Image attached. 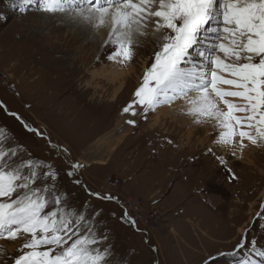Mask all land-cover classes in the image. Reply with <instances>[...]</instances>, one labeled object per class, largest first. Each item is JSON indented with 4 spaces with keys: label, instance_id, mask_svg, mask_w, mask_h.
I'll return each mask as SVG.
<instances>
[{
    "label": "rangeland",
    "instance_id": "374dc122",
    "mask_svg": "<svg viewBox=\"0 0 264 264\" xmlns=\"http://www.w3.org/2000/svg\"><path fill=\"white\" fill-rule=\"evenodd\" d=\"M11 2L0 0V148L19 149L13 160L30 156L51 164L69 204L87 213L102 210L96 227L108 234L102 247L111 245L112 264L261 259L263 143L249 166L214 143L218 130L211 124L183 114L179 100L148 113L136 107V116L124 113L153 62L154 46L140 43L122 65L103 45L107 29L45 12L42 0L23 12ZM73 164L81 165L79 185L66 175ZM110 177L121 181L112 186ZM89 190L115 198L97 199ZM124 200L136 202V223L123 214ZM22 242L0 239V264H14ZM242 242L247 246L237 249Z\"/></svg>",
    "mask_w": 264,
    "mask_h": 264
},
{
    "label": "snow or ice",
    "instance_id": "6c2138e0",
    "mask_svg": "<svg viewBox=\"0 0 264 264\" xmlns=\"http://www.w3.org/2000/svg\"><path fill=\"white\" fill-rule=\"evenodd\" d=\"M32 3L12 0L9 6L23 12ZM41 7L97 32L107 29L103 45L111 47L109 59L122 65L132 61L141 38L154 37L153 62L124 113L136 116V107L148 113L183 100L182 113L211 124L218 130L214 143L233 155L246 141L264 143V0H42ZM6 147L0 148V239L22 238L14 264H112L111 245L102 247L108 234L96 227L102 210L73 207L58 190L59 173L51 164L30 156L13 160L19 149ZM79 167L66 172L78 185ZM258 256L240 264H264V250Z\"/></svg>",
    "mask_w": 264,
    "mask_h": 264
},
{
    "label": "bare ground",
    "instance_id": "6f19581e",
    "mask_svg": "<svg viewBox=\"0 0 264 264\" xmlns=\"http://www.w3.org/2000/svg\"><path fill=\"white\" fill-rule=\"evenodd\" d=\"M91 35V34H90ZM93 40H94V36H93ZM147 41V42H146ZM149 43L150 45H152V46H154L153 48H151V49H153V51H156V46H155V43H154V37L152 38V37H147V40H145V38H141V43ZM154 53V52H153ZM146 66H148L147 64H146ZM112 80V79H111ZM226 87V86H225ZM179 103H182V104H184V102L182 101V100H179L178 101ZM246 143V147L243 149V150H236V155L238 156V159H240V160H242V162H244V163H248L249 164V166L251 165V166H254L255 164H256V157H255V154L254 155H252V153L254 152V151H256L257 150V145H251L250 143H248L247 141L245 142ZM248 148V149H247ZM262 148H264V143H263V145H262ZM226 150V149H225ZM227 154V153H226ZM237 159V158H236ZM259 159V158H258ZM11 248H12V246H11Z\"/></svg>",
    "mask_w": 264,
    "mask_h": 264
},
{
    "label": "built area",
    "instance_id": "2783aa9c",
    "mask_svg": "<svg viewBox=\"0 0 264 264\" xmlns=\"http://www.w3.org/2000/svg\"><path fill=\"white\" fill-rule=\"evenodd\" d=\"M120 179L117 177H110L109 178V183H111L112 186H117L120 183ZM110 195V194H109ZM112 196V195H111ZM115 198V196H113ZM116 200H118V197L116 196ZM133 205H137L136 202H126L124 200V202H121V207H122V212L125 215V213H127V215L125 217L128 218L129 222L132 223V221H134V223H136L137 221V217H136V213L133 210Z\"/></svg>",
    "mask_w": 264,
    "mask_h": 264
}]
</instances>
